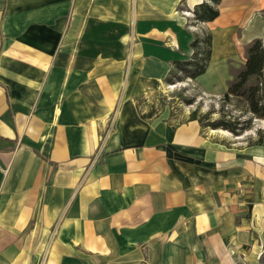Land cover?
<instances>
[{
  "label": "crops",
  "instance_id": "obj_1",
  "mask_svg": "<svg viewBox=\"0 0 264 264\" xmlns=\"http://www.w3.org/2000/svg\"><path fill=\"white\" fill-rule=\"evenodd\" d=\"M237 2L264 9L199 22L204 92L226 89ZM171 3L0 0V264H261L264 146L138 109L198 33Z\"/></svg>",
  "mask_w": 264,
  "mask_h": 264
},
{
  "label": "rangeland",
  "instance_id": "obj_2",
  "mask_svg": "<svg viewBox=\"0 0 264 264\" xmlns=\"http://www.w3.org/2000/svg\"><path fill=\"white\" fill-rule=\"evenodd\" d=\"M241 1V0H240ZM245 6L242 3H236V8L232 10V53H227V66H228V78L224 81L227 83L233 79L236 71L242 66L245 60V44L244 33L242 26L244 22H264V9H252L248 10V14L251 13L250 17H242L241 11ZM248 7V6H247ZM193 6H189L186 0H172L169 10V16L172 19H180L184 22V26L188 31H196L197 34H201V37L205 33L204 29L200 28L199 23L193 17ZM256 8V7H254ZM252 10L253 13L251 12ZM186 13V14H185ZM259 26V25H257ZM256 26V27H257ZM207 29V28H206ZM208 30V29H207ZM195 34V35H197ZM205 36V35H204ZM262 44V37L259 38ZM205 48V47H204ZM203 48V49H204ZM192 52V50L190 51ZM190 54L189 59H191ZM202 60L201 56L196 59ZM188 60V58H187ZM178 69V67H177ZM171 71H174L171 69ZM188 70H179L174 72L172 83L164 81L162 86L153 89L148 96L140 97L138 99V109L143 115L152 116L159 113H164L168 117V123L170 125L175 124L178 121L185 120L189 117H197L200 119V125L203 130L208 131L211 129L212 123H218L220 121H226L230 125L237 127L236 134L230 132L221 127L215 128L217 133L222 135L221 137L233 139V143L236 146H264V117L259 118L253 115L248 110L247 101L244 96H238L231 94L229 100L222 97L223 92H204L200 85L195 82L192 78L187 76ZM236 81V80H235ZM258 89L255 95H261L264 98V72L262 71V77L258 80ZM252 80L240 85L238 92L245 91L247 86L252 84ZM255 83V81H254ZM261 84V85H260ZM209 124V125H208ZM239 124H242L244 129H239ZM218 134V135H219ZM224 139V138H223ZM264 264V250L260 256Z\"/></svg>",
  "mask_w": 264,
  "mask_h": 264
},
{
  "label": "trees",
  "instance_id": "obj_3",
  "mask_svg": "<svg viewBox=\"0 0 264 264\" xmlns=\"http://www.w3.org/2000/svg\"><path fill=\"white\" fill-rule=\"evenodd\" d=\"M218 1L219 0H204L199 4L194 5L192 13L194 19L196 20V23L214 19L218 14V9L216 7ZM209 41L210 35L207 31H205L202 37L201 35L194 36L193 40L190 42V47L192 49L191 59L185 61H173L172 70L174 71H170L169 75L164 79V81H169V83H172V80L169 79L172 78V75L174 74L175 70H188L187 76L190 78H194L195 76L201 74L205 70L206 63L209 57ZM244 51L245 60L242 66L236 71L235 75L233 76V79L227 83L226 89L223 92L222 97L226 100H229L231 94L244 96V99L247 101L248 104L249 112H251L253 115H256V117L263 118L264 98L261 95H255V92L258 89V80H260L262 77V68L264 62V52L261 46L260 39L254 38L249 41L245 46ZM200 56L202 58L201 61L200 58L196 59ZM248 80H252L253 83L248 85L245 91L242 90L238 92V89H240V85L247 82ZM192 118H195L200 124L199 118L193 116ZM235 125L232 126L226 121H220L218 123H212L210 128L215 129L217 127H221L230 132H233L234 135H237L235 133L237 130V127ZM239 126V129H244L242 124H239Z\"/></svg>",
  "mask_w": 264,
  "mask_h": 264
}]
</instances>
